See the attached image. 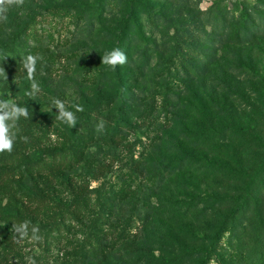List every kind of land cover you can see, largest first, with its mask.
Returning a JSON list of instances; mask_svg holds the SVG:
<instances>
[{
	"label": "rangeland",
	"instance_id": "374dc122",
	"mask_svg": "<svg viewBox=\"0 0 264 264\" xmlns=\"http://www.w3.org/2000/svg\"><path fill=\"white\" fill-rule=\"evenodd\" d=\"M255 4L264 17V0H25L2 13L0 99L28 108L15 141L38 144L16 160L0 153V264H264V36L214 54L203 43L216 16ZM189 31L201 37L190 47L214 55L200 81L183 75L174 47ZM117 47L127 62L111 71L102 56ZM29 54L41 57L31 96ZM54 99L75 128L57 121ZM246 124L259 143L236 134ZM53 153L72 163L26 170ZM27 199H42L36 216ZM73 207L77 219L57 213ZM15 219L28 222L22 240Z\"/></svg>",
	"mask_w": 264,
	"mask_h": 264
},
{
	"label": "trees",
	"instance_id": "16d2710c",
	"mask_svg": "<svg viewBox=\"0 0 264 264\" xmlns=\"http://www.w3.org/2000/svg\"><path fill=\"white\" fill-rule=\"evenodd\" d=\"M264 6V5H263ZM259 7V4L252 5L251 7L241 9L235 17H227V13L222 14L221 16H216V24L212 26L210 32L205 33V39L203 43L211 45H215L213 49V54L217 50L218 47L223 46H244L247 43L253 41L255 38H261L264 36V17H261L260 14H256L257 11L255 9ZM264 12V7L261 9ZM175 32V30H174ZM29 35L26 36V40H28ZM201 37H198L197 32L189 31L187 33H181L180 36L174 42V47L181 48L182 55L180 56L179 66L180 71L183 72V75L190 79H198L200 81L202 76L205 74L206 70L209 69L214 64V55L207 53L206 55H199L190 44L200 40ZM7 56H10L8 59V64H11L13 60L19 62L21 59V51H8ZM200 56V57H199ZM232 81L233 87L236 88L238 86V81ZM232 94L235 96L238 94L237 89L232 90ZM262 101L264 97H259ZM259 105V104H258ZM259 106L262 107L260 104ZM264 108V107H263ZM264 111V109H263ZM27 126V119L21 117L18 121L16 129L20 132H23ZM237 133L241 137L243 134L247 133V143H259V137L256 134H252L253 129L250 128L248 124L244 127L237 126ZM228 131V127L224 126L221 128L218 140H222V136L225 132ZM249 131V132H248ZM214 135V134H212ZM245 141V143H246ZM246 143V144H247ZM38 141L35 138H29L27 136L20 137L18 141H14L13 150L9 152H4L6 158H12L16 160L18 158V154L28 148H34L37 146ZM183 159L180 160L182 162ZM72 163V159L67 157L66 154L58 155L51 154L49 157H42L41 159H37L32 161L31 163L26 165L27 171L35 170L39 173H43L46 171H54L65 167L68 164ZM135 163V170H137V161ZM253 168L255 173H260L262 169V162H256L253 167H250L249 171ZM256 174L253 175V177ZM43 209L42 199H27V203L24 206V211L30 216H36L40 210ZM59 216H64V218H78V211L75 207L70 209H61L58 212ZM235 213L231 212L224 219L230 221L234 220ZM24 222L18 219L14 220L15 225H21Z\"/></svg>",
	"mask_w": 264,
	"mask_h": 264
},
{
	"label": "clouds",
	"instance_id": "9594fccd",
	"mask_svg": "<svg viewBox=\"0 0 264 264\" xmlns=\"http://www.w3.org/2000/svg\"><path fill=\"white\" fill-rule=\"evenodd\" d=\"M25 0H0V22H6L7 16L2 13H6L12 7H22ZM39 55L29 54L23 61V68L27 72V78L32 81L33 92L28 93V95H34L35 91H38V86L34 82V75L36 71V63L40 60ZM127 62L126 53L120 48H114L113 50L106 52L102 56V65L106 66L109 70L115 71L117 66H122ZM0 76H4L7 79L5 69L0 67ZM53 104L55 109L58 110L56 116L57 121L66 124L70 128H75L77 124V117L74 112L69 111L65 107V103L60 99H54ZM77 112H82L83 106L76 104L73 105ZM21 117H28V108L20 107L15 103L14 99L5 98L0 99V153L11 152L13 150L15 133L12 129L17 127L18 121ZM105 127V122L100 121L96 125V131L102 132ZM13 230L18 233L19 238L22 240L28 236L27 228L28 222H24L21 225L12 226ZM32 238L38 239V226H32L31 228ZM29 264H36L35 260L31 257L28 258Z\"/></svg>",
	"mask_w": 264,
	"mask_h": 264
}]
</instances>
